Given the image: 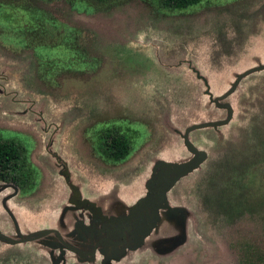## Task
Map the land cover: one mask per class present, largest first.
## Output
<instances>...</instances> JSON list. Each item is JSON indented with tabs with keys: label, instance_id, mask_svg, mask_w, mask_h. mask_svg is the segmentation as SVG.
I'll list each match as a JSON object with an SVG mask.
<instances>
[{
	"label": "rangeland",
	"instance_id": "374dc122",
	"mask_svg": "<svg viewBox=\"0 0 264 264\" xmlns=\"http://www.w3.org/2000/svg\"><path fill=\"white\" fill-rule=\"evenodd\" d=\"M260 62L264 0H0V135L34 170L28 189L0 181V231L56 228L71 242L80 207L98 203L108 216L130 207L154 161L190 157L187 126L227 116L210 97ZM220 101L233 117L189 132L206 155L168 192L176 212L154 218L146 206L137 231L147 237L109 264H264V69ZM109 129L132 150L119 177L102 152ZM139 156L146 166H135ZM52 240L0 239V264L82 263Z\"/></svg>",
	"mask_w": 264,
	"mask_h": 264
},
{
	"label": "water",
	"instance_id": "95a60500",
	"mask_svg": "<svg viewBox=\"0 0 264 264\" xmlns=\"http://www.w3.org/2000/svg\"><path fill=\"white\" fill-rule=\"evenodd\" d=\"M263 69H264V62H260L254 66H251V67H248V68L242 70L240 73L236 74L234 80L231 82L230 87L223 94L215 96V97H210V101L215 106L227 109V111H228L227 116L225 118H222V119L192 123L184 129V132L181 134V136L183 139V145L191 153L190 157L186 160H182V161L175 162V163H172L173 161H167V160L154 161L152 166H151L152 167L151 176H149L144 182L145 194L142 196H139L131 204V206L129 207V209L131 208V212L129 215H131V213L139 207L145 208L146 206H148V207L154 208V206H153L154 202H155V204L157 203L156 208H162V209L167 208L168 210H166V211H168L169 213L170 212L171 213L176 212L177 208L171 206L169 203L168 192L175 186V184L182 177L186 176L188 173H190L194 169H197L199 167V164L204 160L203 157L206 155L204 151L197 148L189 140V132L191 130L197 129V128L216 127L218 125H225V124L229 123L233 117V107L229 102H227V101L221 102L220 100L225 99L226 97L231 95L236 90L240 81L245 76H247L248 74H250L252 72L263 70ZM9 184H12V183H9ZM12 185H14V184H12ZM115 204H116V200H115ZM81 205H83V204H81ZM93 208H95V209L98 208L97 210H100L98 203H97V208H96V204L93 203ZM148 211L154 216V218L155 217L157 218V215H160L165 210H148ZM104 214L105 213H103V215L101 214V216H102L101 220L104 222H108V223L110 222L114 226L115 225H123L124 223L127 222L126 220L129 219L128 218L129 216L126 212L122 213L119 217H117V213H115L111 216H108L107 214L104 215ZM105 218H107V219H105ZM108 219H111V220L108 221ZM155 221H156V219H155ZM159 225H160V221H159V223H156L154 227H156V229L158 230L160 227ZM168 226L170 227V225H168ZM39 231L40 232L36 235L26 236V237H21V238L13 237V236L7 235L4 232L0 231V239H3L8 243L20 244V243H24V242L37 240L38 238L44 237V236L51 234V233L54 236L53 232H56L58 235V238L62 242H64L62 237H61V234L59 233V231L56 228H45V229H42ZM113 231L118 233L117 230H114V227L111 226L110 230L107 232V236H110L112 238L117 237L116 234L115 235L111 234V233H113ZM132 231H133V229H132ZM134 232L135 231H133V233ZM132 235L129 237V239L134 242V236H132ZM144 236H146V234H144ZM54 238H55V236H54ZM53 242H55V241H53ZM180 242H181V240H180ZM102 244H104V243H102ZM49 245H51L53 247L58 246V244L56 246H54L50 242H49ZM129 246L130 245L128 243L125 246L123 245V247H124L123 251L126 247H129ZM63 247H65V246L61 245V248H60L61 251H63ZM67 247H65V248L73 253L70 255H72V258H74L75 261H82V262H87V261L92 262L93 261V258L86 257L85 256L86 254H83L84 257L81 254H78L76 252V251H79L77 248H75L73 246H70L71 248L70 247L67 248ZM105 247L110 248V247H112V245H107ZM134 247H136V246H134ZM80 255H81V257H80ZM122 255H126V252L125 251L121 252L115 258H119ZM79 257H80V259H79ZM53 262H54V264H58L59 260H54Z\"/></svg>",
	"mask_w": 264,
	"mask_h": 264
},
{
	"label": "flooded vegetation",
	"instance_id": "af4514ba",
	"mask_svg": "<svg viewBox=\"0 0 264 264\" xmlns=\"http://www.w3.org/2000/svg\"><path fill=\"white\" fill-rule=\"evenodd\" d=\"M131 152L132 150L130 151V153ZM129 154L121 159H118L115 161L111 160L114 162L112 165L114 167L119 168L112 172L113 175H116L117 177H119L120 175H124L128 172L127 168H129L130 165L127 166L126 163H128L130 160V158L128 157ZM136 161L137 162H135L136 163L135 166L137 167L146 166L147 159L141 158L139 156V159H137ZM114 193L117 194L116 191ZM108 201H109L108 202L109 204L116 205L115 200H112V201L108 200ZM153 206L154 208H151L152 210H161V208H156L157 203L155 204L154 202ZM80 208L81 210H78L79 212L76 213L77 217L75 219V224L73 228L75 231V235H74L75 240L71 242L67 241L66 239L68 238L69 235L65 233V236L63 237V234H61V232L58 230L64 242H62L58 238V235L56 232H53L56 240L50 241V243L53 244L54 246H56L57 244H61L65 247L73 246L79 250V251L75 250L78 254H81L83 257H84L83 254H86L85 255L86 257L93 258L92 262L87 261V262H82L80 264H84V263H87V264L89 263L99 264L100 263L101 264V262H103L104 264H109L115 261L119 262L120 260L118 261V259H120V257L119 258H115V257L118 256L121 252L125 251L126 254L128 252L127 247L123 251V248H124L123 245L125 246L128 243L129 245L137 246L135 237H138L139 235L144 236L145 234V233L141 234L140 232L137 231V229H139L140 227L143 229V226H145V224H143V217L141 216L142 214L146 213V210H144L145 208L139 207L135 209V211H133L131 215H129L131 212V208L129 209V207L125 208V207L119 206L118 207L119 209L116 212L117 217H119L122 213L126 212L129 216L128 217L129 219L126 220L127 221L126 223L124 224L122 223L123 225H115V226L112 225V223L110 222L108 223V222H104L101 220V217H102L101 214L103 215V213H105L103 212V210H97L95 208H93L92 210H84L83 207H80ZM109 220L111 219H108V221ZM61 224L65 225L66 223L62 222ZM106 226H108L109 228ZM111 226L114 227V230H117V232L119 233L118 234L113 231V233L111 234H114V235L116 234L117 237L112 238L110 236H107V232L110 230ZM132 229L133 231H135L134 233ZM131 235L134 236V241L136 243L129 239ZM145 237H147V235ZM107 245H112V247L110 248L105 247ZM69 257L71 258L72 255H70ZM56 260H59L58 263L62 261L60 256ZM73 261H75L74 258H73ZM158 261L159 260H150V261H147V264L148 263L153 264L154 262H158Z\"/></svg>",
	"mask_w": 264,
	"mask_h": 264
},
{
	"label": "trees",
	"instance_id": "16d2710c",
	"mask_svg": "<svg viewBox=\"0 0 264 264\" xmlns=\"http://www.w3.org/2000/svg\"><path fill=\"white\" fill-rule=\"evenodd\" d=\"M104 2L106 0H94ZM199 0H161L164 7L175 4L192 5ZM129 142L114 129H109L104 134L102 152L111 160H118L129 152ZM0 181L19 185L28 189L34 182V170L26 157L25 148L12 139L3 138L0 135Z\"/></svg>",
	"mask_w": 264,
	"mask_h": 264
}]
</instances>
